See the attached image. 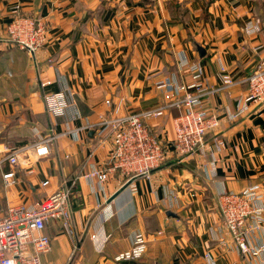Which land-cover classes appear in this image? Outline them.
<instances>
[{"label":"crops","instance_id":"0c3cea01","mask_svg":"<svg viewBox=\"0 0 264 264\" xmlns=\"http://www.w3.org/2000/svg\"><path fill=\"white\" fill-rule=\"evenodd\" d=\"M16 14L48 26L33 55L5 39ZM257 67L264 0H0V151L52 140L42 158L27 150L19 165L3 164L0 216L67 181L68 223L47 220L43 264H264V214L244 253L217 200L244 191L254 206L264 204V100H247ZM197 70L202 106L221 123L204 149L180 158L174 118L183 109L171 102L199 81ZM158 107L148 124L168 153L161 166L149 176H86L108 158L100 116ZM10 168L17 180L5 187ZM46 178L51 184L41 186Z\"/></svg>","mask_w":264,"mask_h":264},{"label":"built area","instance_id":"2783aa9c","mask_svg":"<svg viewBox=\"0 0 264 264\" xmlns=\"http://www.w3.org/2000/svg\"><path fill=\"white\" fill-rule=\"evenodd\" d=\"M6 29L5 39L22 49L25 48L32 55L46 44L48 37V26L45 23L36 22L24 14H16ZM49 59L54 63L53 59ZM197 72L194 77L198 80L201 72ZM232 83L231 77L225 81V85ZM247 83V100L263 101L264 67L254 68L247 77ZM202 86L200 79L182 86L183 97L179 99L174 96L171 102L183 109L182 113L174 118L176 138L173 149L180 158L204 149L206 135L220 127L221 120L218 115L202 106ZM110 102V99H106L107 104ZM162 112L163 108L158 107L126 112L118 116H100L98 134L101 142L110 143L108 158L103 165L91 170L86 176L95 177L101 182L105 181L112 171H120L130 177L149 176L161 166L168 153L162 140L151 131L148 120ZM51 141L50 136H45L25 146L3 149L0 151L3 154L0 169L5 162L11 166L19 165L20 154L27 150L35 159L42 158L49 154ZM23 163L26 161L23 160ZM2 174L5 187H10L17 180L12 168ZM50 184L48 178L41 182V186L45 187ZM71 190L70 184L65 181L56 190L45 194L33 206L19 203L11 204L7 208L6 213L0 216V264H43L42 255L51 246V238L45 232L47 220L62 218L68 223L67 203ZM217 200L224 227L229 232L233 245L244 253L252 251L247 244V236L249 231L260 226L264 204L254 206L253 199L244 191H223L217 196ZM260 248L264 249L263 246Z\"/></svg>","mask_w":264,"mask_h":264}]
</instances>
